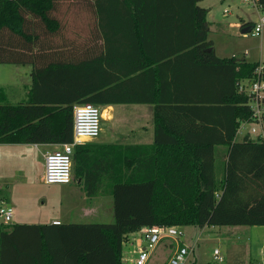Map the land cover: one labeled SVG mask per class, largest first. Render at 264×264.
<instances>
[{
	"label": "trees",
	"instance_id": "obj_1",
	"mask_svg": "<svg viewBox=\"0 0 264 264\" xmlns=\"http://www.w3.org/2000/svg\"><path fill=\"white\" fill-rule=\"evenodd\" d=\"M201 1L0 0L2 64L35 66L42 51L70 55L91 46L93 36L120 30L122 19L134 41L124 79L115 76L73 101L43 99L33 88L27 100L11 103L0 86V143L72 141L75 102L151 103L155 128L152 143L119 146L123 161L115 150L84 157L75 147L73 161L89 164L87 176L99 183H85L87 196L111 195L114 222L1 223L0 264H123L124 241L144 227L264 225V142L237 140L252 120L251 94L239 85L257 78L260 63L216 54ZM257 3L264 11V0ZM80 65L61 61L44 69ZM142 83L150 89L138 90ZM218 146L227 148L220 176ZM75 172L83 174L80 167Z\"/></svg>",
	"mask_w": 264,
	"mask_h": 264
},
{
	"label": "rangeland",
	"instance_id": "obj_2",
	"mask_svg": "<svg viewBox=\"0 0 264 264\" xmlns=\"http://www.w3.org/2000/svg\"><path fill=\"white\" fill-rule=\"evenodd\" d=\"M200 5L209 9L207 15L209 28L211 26L209 40L212 41L220 56L231 58L232 53L235 52L237 59L255 61L263 65L264 29L261 34L242 31V19L253 25L259 21L260 14H264L260 7L253 6L247 0H202ZM237 21L238 26L235 25ZM5 86L9 91L13 87L10 83H6ZM18 97L11 93L9 102L17 103L20 100ZM131 113L128 111V114ZM124 115L122 110H117L114 121L107 120L105 125L102 124L104 132L111 133L115 129L127 130L133 119L122 117ZM252 126L253 123H248L244 132L251 131ZM242 136L239 134V140ZM24 145L18 146V148H24L22 151L25 154L24 157L21 151H18L12 160H10L9 151L0 150V196L13 207L11 224L46 223L50 217L55 215L62 217L63 213L71 216L70 220L75 222H114L111 196H103L106 198L104 204H94L95 213L92 216L81 217L80 201L83 198L74 192L67 191V184H50L44 179L46 144L25 143ZM13 148L14 146L11 149ZM22 161L27 163L24 165L28 168L27 177L20 178L19 182H13L15 173L20 175L22 173L20 171ZM15 170L17 172H14ZM221 170L220 164L217 169L218 176L222 175ZM74 183H76L75 180ZM180 230L184 234L187 245L194 246L184 264H264V225H207L203 228L188 225L180 226ZM140 247L139 241L132 237L126 239L123 244L122 263L136 264ZM215 248L221 250L225 257L224 261L214 260ZM167 260V254L162 247H159L148 264H166Z\"/></svg>",
	"mask_w": 264,
	"mask_h": 264
},
{
	"label": "crops",
	"instance_id": "obj_3",
	"mask_svg": "<svg viewBox=\"0 0 264 264\" xmlns=\"http://www.w3.org/2000/svg\"><path fill=\"white\" fill-rule=\"evenodd\" d=\"M243 22H247V20L242 19ZM241 20V21H242ZM116 25L112 23L109 26L120 27V30L113 28L112 35L107 36L106 38L102 36H93L90 38V44L88 48H81L78 51H75L68 55L67 53L60 55L59 52H49L43 53L40 52L37 54V60L35 66L33 64H0V86H4L6 89L8 101L11 93L18 95V102L27 100L29 95L31 94V90L36 89L37 96L43 99H52L64 96L63 99L74 100L77 96V93L81 92H90V91H98L106 85L110 80H112L115 76H120L124 79L125 75H128V71L130 70L131 64V50L130 44L134 43L131 39V35L129 33V25L127 21L123 19ZM235 25H239V22H235ZM95 26V25H93ZM211 28V26H210ZM251 27H245L242 29L244 32L245 29L248 31L251 30ZM86 41V42H89ZM106 42V44H104ZM103 44V45H102ZM105 45V47H104ZM214 47V46H213ZM215 49V48H214ZM216 52V50H215ZM216 54L220 56L217 52ZM158 56L159 54H154ZM233 57H227L235 61H247L242 59H237L235 52L232 53ZM225 57V56H220ZM135 56H132L134 59ZM71 62L80 65V62H85V65H80L81 69H73V70H65L56 71L47 73L49 67L52 65H56L59 62ZM255 62V61H251ZM138 63V62H137ZM48 68V69H44ZM41 69H44L45 73H41L39 79H35L34 72L38 74ZM56 72V73H55ZM6 83H10L12 87L11 91L7 90L5 86ZM127 86L125 87V90ZM148 85L142 83L138 90H146ZM79 104L75 102L74 107ZM102 111V124L105 125L107 120L114 121L117 110H122L125 115L122 117L131 118L133 122L131 126L127 130H113V132H104V129H101L99 136L85 138L79 143V154L78 156L83 155L86 157L88 153L95 152L96 155H104L108 151L115 150L117 154L120 155L121 160L122 153L119 149V146L123 147L126 145H139V144H150L155 139V128H154V104L151 103H115V104H100L99 105ZM128 111H131V114H128ZM135 124V126H134ZM239 134L237 135V140H239ZM14 146L13 150L11 149ZM18 146H25L24 144L19 143H1L0 150L9 151L10 160L21 151V155L24 157V153L22 152L24 148H18ZM111 147H116L115 149H111ZM27 149V147H25ZM60 144H46L44 148V153L50 151H55L60 149ZM22 149V150H21ZM75 152V151H74ZM227 148L224 146L216 147V163L218 165L221 164V171L223 172L224 161L226 159ZM88 163V162H87ZM27 164L25 161L21 163V175L16 174L13 177V182H19L20 178H26L28 173V168L24 165ZM217 165V169H218ZM89 164L81 165V161L77 164V160L73 161V179L70 184H67V191L74 192L83 198L80 201V215L81 217L92 216L95 213V205L104 204L106 198L103 196L110 197L111 195L104 193H98L92 197H88L84 185L88 183L92 186H97L99 183L93 178L87 176L89 173ZM80 167V170L83 174L78 175L75 171L76 168ZM14 172H17L15 170ZM14 174V173H13ZM87 179V180H86ZM74 180L76 183H74ZM7 181V180H5ZM103 183L101 187H105L108 185L107 180L103 179ZM112 197V196H111ZM100 198V199H99ZM3 200V199H2ZM113 200V199H112ZM7 201V200H6ZM8 202V201H7ZM108 202V201H106ZM69 214V213H68ZM79 217V216H78ZM69 219V220H66ZM71 216H67L63 213L61 215H55L48 219V224H56L55 221H60L62 223L75 222L71 221ZM16 223H28V222H16ZM32 224V223H28ZM42 224V223H36ZM132 237L141 243L140 248H144L146 246V241L143 235V229L132 232L128 235V238ZM185 244L187 245V241L184 239V234L179 238L175 239L172 237H164L161 241L154 247L159 248L162 247L165 253L167 254V262L168 264L169 258L171 257L174 250L178 245ZM192 250L194 246H191ZM157 249H152L149 251V257L145 264H148V261L154 257V253Z\"/></svg>",
	"mask_w": 264,
	"mask_h": 264
},
{
	"label": "built area",
	"instance_id": "obj_4",
	"mask_svg": "<svg viewBox=\"0 0 264 264\" xmlns=\"http://www.w3.org/2000/svg\"><path fill=\"white\" fill-rule=\"evenodd\" d=\"M253 6L259 8L257 0H247ZM227 11V10H226ZM264 29V14H260L259 21L256 22L251 31L254 34H261ZM263 65L257 69L258 76L253 82H243L239 85L241 92L251 94L252 120L244 122L238 130L242 138L246 135L264 142V79L261 72ZM248 123H253L251 131L244 132ZM102 129V111L99 106L92 103H81L74 107L73 139L70 142L61 143V148L45 154L44 179L50 184H69L73 179V154L77 144L85 138L99 136ZM254 134L255 136H253ZM13 217V207L5 200L0 201V224L11 223ZM59 224L60 221H55ZM143 235L146 246L140 248L136 264H145L149 257V249H153L164 237L179 239L183 232L179 226H150L143 228ZM192 251L189 245H178L169 258L168 264H184L188 255ZM214 260L222 262L224 255L219 248L214 250Z\"/></svg>",
	"mask_w": 264,
	"mask_h": 264
},
{
	"label": "water",
	"instance_id": "obj_5",
	"mask_svg": "<svg viewBox=\"0 0 264 264\" xmlns=\"http://www.w3.org/2000/svg\"><path fill=\"white\" fill-rule=\"evenodd\" d=\"M248 31L247 29L244 30V32Z\"/></svg>",
	"mask_w": 264,
	"mask_h": 264
}]
</instances>
